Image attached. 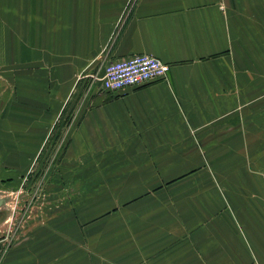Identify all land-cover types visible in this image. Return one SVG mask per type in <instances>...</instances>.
Instances as JSON below:
<instances>
[{"label": "crops", "instance_id": "obj_1", "mask_svg": "<svg viewBox=\"0 0 264 264\" xmlns=\"http://www.w3.org/2000/svg\"><path fill=\"white\" fill-rule=\"evenodd\" d=\"M0 34L14 159L65 138L48 191L72 197L0 264H262L246 238L186 235L206 207L177 180L263 145L264 0H0ZM135 54L165 78L99 90L92 77Z\"/></svg>", "mask_w": 264, "mask_h": 264}, {"label": "rangeland", "instance_id": "obj_2", "mask_svg": "<svg viewBox=\"0 0 264 264\" xmlns=\"http://www.w3.org/2000/svg\"><path fill=\"white\" fill-rule=\"evenodd\" d=\"M8 70L14 68L8 67ZM3 77L1 74L0 263L5 253L30 238L32 226H45L49 218L62 214L65 202H72V197L48 191L53 170H56L54 162L64 149L65 138H52L43 148L38 162L15 161L16 150L8 145L15 142L16 134L13 120L15 84L4 82ZM262 135V146L232 148L235 154L230 164H213L212 169L203 163L196 169L200 172L199 178H188L197 172L192 171L177 181H182L189 192L182 196L183 200L199 197L207 208L205 190L212 189L219 197L209 210L205 208L199 212L201 220L189 228L186 235L208 226L210 234L227 236L232 247L239 246L236 235L246 238L247 250L254 251L258 262L264 264V133ZM203 170H209L210 178L202 177Z\"/></svg>", "mask_w": 264, "mask_h": 264}, {"label": "built area", "instance_id": "obj_3", "mask_svg": "<svg viewBox=\"0 0 264 264\" xmlns=\"http://www.w3.org/2000/svg\"><path fill=\"white\" fill-rule=\"evenodd\" d=\"M169 66L159 59L135 54L127 58L110 61L100 77H92L99 90L118 92L142 87L165 78Z\"/></svg>", "mask_w": 264, "mask_h": 264}]
</instances>
